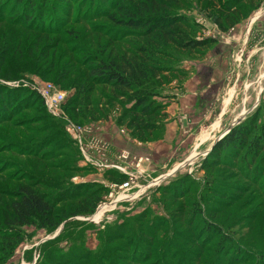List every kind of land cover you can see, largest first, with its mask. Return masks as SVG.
<instances>
[{
  "label": "rangeland",
  "instance_id": "rangeland-1",
  "mask_svg": "<svg viewBox=\"0 0 264 264\" xmlns=\"http://www.w3.org/2000/svg\"><path fill=\"white\" fill-rule=\"evenodd\" d=\"M234 1H178L174 9L191 20L196 38L214 43L156 53L169 67L153 91L164 117L140 135L123 117L130 94L113 96L87 70L141 44L110 19L123 18L124 7L73 0L49 10L42 31L0 6V264H264V168L258 158L247 166V146L211 154L234 126L264 124V0H242L248 15L233 26L223 17L221 28L214 19L228 6L236 11L241 0ZM49 85L64 96L57 114L34 96ZM79 98L89 108L72 120ZM70 122L81 129L78 141ZM108 170L124 178H107ZM128 173L140 187L124 196L117 187ZM27 184L60 198L53 217L46 226L37 218L3 225ZM96 191L93 210L80 213Z\"/></svg>",
  "mask_w": 264,
  "mask_h": 264
},
{
  "label": "trees",
  "instance_id": "trees-1",
  "mask_svg": "<svg viewBox=\"0 0 264 264\" xmlns=\"http://www.w3.org/2000/svg\"><path fill=\"white\" fill-rule=\"evenodd\" d=\"M73 0H0V6L7 4L10 7V14L16 15L18 22L27 27H42L43 19L47 17L50 11H57L62 8V11L67 5V2ZM93 3L94 0H87ZM118 3L117 9L123 8V18L114 19V22L120 25H125L130 28V31L140 35L141 44L134 48V51L127 57L123 56L120 59L109 60H93L91 64L87 65L88 74L92 83L98 86H109L112 95L115 97H124L129 93V106L123 117L130 115L126 120V127L131 129L133 134H150L162 126V117H164L163 106L153 100L154 88L158 85L157 82L168 71L169 67L165 66L157 58V52H163L173 47L182 51H201L214 43L213 38L197 39L195 36L194 25L191 20L177 12L174 7L179 6V0H114ZM237 0L236 2H238ZM235 1L233 3H236ZM106 3V2H105ZM114 3V4H115ZM235 11L230 12V6L223 8L225 13L217 16L214 21L221 28H225L221 24V19L228 26H233L241 18L248 15L249 8L243 1ZM113 3L111 5H114ZM130 5L127 7L125 5ZM6 7V8H7ZM113 8V7H112ZM108 10V9H107ZM246 11V12H245ZM101 12H104L103 10ZM12 15V16H13ZM3 15H0V17ZM34 96L44 105L42 97L35 92ZM89 101L88 96L84 95V100ZM77 112L70 114L73 120H79L80 116L85 115L87 105L80 108L79 102L81 98L75 99ZM70 109V108H68ZM79 110H83L80 115ZM85 110V111H84ZM217 146L219 149H213L211 154L216 156V153L226 151L228 146L239 147L247 146V153L250 155V161L247 163L249 168H252L256 159H259V168H264V124L258 126L257 124H242L234 126L227 135L221 139ZM215 161V160H213ZM212 161V163H213ZM211 164V162L209 163ZM205 168H209L211 165ZM46 167H44L45 169ZM254 171H257L255 168ZM107 178L121 180L124 176L113 170H108L105 174ZM77 188L78 186H74ZM74 188V190H75ZM103 190V189H102ZM65 191L71 192L70 188ZM73 191V190H72ZM101 191V190H100ZM104 191V190H103ZM17 198L9 204V212L4 215L3 225L11 228H21L28 225L32 219L37 218L42 220L41 225L46 226L53 217V212L60 198L51 199L47 194L40 192L39 186L33 184L19 185L16 191ZM97 191L92 195V203L87 207L81 209L83 212L93 210L96 202L99 200L96 197ZM61 203V202H60ZM10 224V226L8 225ZM57 223V222H56ZM55 224V223H54ZM16 242L19 236H14Z\"/></svg>",
  "mask_w": 264,
  "mask_h": 264
},
{
  "label": "built area",
  "instance_id": "built-area-1",
  "mask_svg": "<svg viewBox=\"0 0 264 264\" xmlns=\"http://www.w3.org/2000/svg\"><path fill=\"white\" fill-rule=\"evenodd\" d=\"M40 95L42 96V99L45 103L47 110L51 113L57 114L59 106H60L61 102L63 101V97H64L63 94L59 91L51 90V86L49 85L45 89L40 90ZM68 129H69V132L72 133L73 137L78 141L80 139V133H81L80 127H78L74 123L70 122ZM81 150H82V148H81ZM122 158H125V157L122 156ZM109 167H114L116 169L122 170L117 163L109 165ZM128 176L129 177L127 178V180H125L120 185H118V187L116 185H112V188L117 187L119 189V191H121L124 194V196H128L129 194L127 192L131 191L132 189L140 187L138 184H136V176L135 175L128 173ZM131 195H133V194H131ZM130 197L131 196L126 197V198H130Z\"/></svg>",
  "mask_w": 264,
  "mask_h": 264
},
{
  "label": "bare ground",
  "instance_id": "bare-ground-1",
  "mask_svg": "<svg viewBox=\"0 0 264 264\" xmlns=\"http://www.w3.org/2000/svg\"><path fill=\"white\" fill-rule=\"evenodd\" d=\"M105 207H107V206L103 205L102 207H100V209H99L98 212L95 214V216H97V215L100 216V215L102 214V210H103Z\"/></svg>",
  "mask_w": 264,
  "mask_h": 264
},
{
  "label": "water",
  "instance_id": "water-1",
  "mask_svg": "<svg viewBox=\"0 0 264 264\" xmlns=\"http://www.w3.org/2000/svg\"><path fill=\"white\" fill-rule=\"evenodd\" d=\"M240 118H241V117H240ZM240 118H239V119H240ZM239 119H236V120L234 121V123H235L236 121H238ZM234 123H233V124H234Z\"/></svg>",
  "mask_w": 264,
  "mask_h": 264
}]
</instances>
